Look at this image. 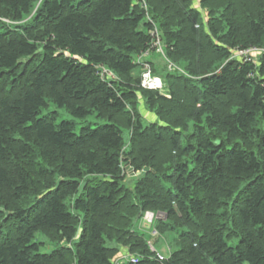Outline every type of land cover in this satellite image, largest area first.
<instances>
[{
	"label": "trees",
	"instance_id": "obj_1",
	"mask_svg": "<svg viewBox=\"0 0 264 264\" xmlns=\"http://www.w3.org/2000/svg\"><path fill=\"white\" fill-rule=\"evenodd\" d=\"M201 1L207 26L193 0H0V264H264V0ZM155 27L171 97L136 71Z\"/></svg>",
	"mask_w": 264,
	"mask_h": 264
},
{
	"label": "rangeland",
	"instance_id": "obj_2",
	"mask_svg": "<svg viewBox=\"0 0 264 264\" xmlns=\"http://www.w3.org/2000/svg\"><path fill=\"white\" fill-rule=\"evenodd\" d=\"M193 5L195 8H197L203 15L204 17V23L205 25L207 26L208 24V9L203 7L202 5V1L201 0H193ZM161 38V37H160ZM162 41V40H161ZM165 47L163 46V43H162V49L161 50H155V51H151L148 55H141L139 56L138 58V67H137V70L136 71H144L145 69V65L146 64H149L150 65V68H151V74L152 75H155L157 76L161 82H162V90L157 88L158 90H161L163 92V94L167 97H171L170 95V92L167 90V87L166 85L164 84V76H166V74L168 72H179L181 74H185V62L182 63V64H174L171 60H169L167 57H166V54H165ZM260 51L258 49L256 50H253L249 53H244V52H236L234 54L233 57H239L241 58L242 60L244 59H254L255 61L258 59L257 57V52ZM152 61V65H154L152 67V65L150 64V62ZM153 68H155V71L153 70ZM142 80V79H141ZM142 86V85H141ZM138 108H139V111L143 117V119L145 120L144 122L145 123H158L160 125L163 124V121H161V119L158 117V115L156 114L155 111L151 110L147 104L145 103V100L143 98H140V102L138 104ZM46 112H54L55 113V117H56V122H60L62 120H73L74 122L77 123V130H79L80 126H81V122L82 120L79 119V118H76L75 116H73L71 113H69L66 109L62 108V107H59L57 106L56 104L54 103H50L48 105L47 108H45L43 110V114H45ZM97 121H101L99 120L95 114L93 115H90L88 116L86 119H85V122H88V123H92V122H97ZM124 135H125V138L127 140V146L129 145L130 143V130H125L124 132ZM127 163H130V161L126 162L124 167L126 168L127 170V173L128 175L132 178V179H135L134 176H137L141 173V171H135L134 167H133V173L130 172V170L127 168ZM148 167V166H146ZM145 167V168H146ZM144 168V171H149L150 170V167L149 170H145ZM136 177V178H137ZM147 213V211L145 212ZM145 213L143 214L142 218L137 220V224H136V229L138 231H141L143 233H146V235L150 238L151 242H153L154 244V247L164 253L165 255H168L169 253V245H170V241H169V237L172 236V234H167V236H159V234L157 233V231H153V235L151 234V227L153 226L154 222L150 223L148 221L145 220ZM159 214V218L161 219H164L166 218V215L162 212H158ZM170 235V236H168ZM43 240H46L45 238H43ZM47 241V240H46ZM51 247V245H47V246H44L43 249L44 250H48L49 248ZM125 249H121L120 252H119V255L120 257L123 256V255H131L132 253H130L129 251H125ZM118 257V259L120 258ZM117 259V261H118Z\"/></svg>",
	"mask_w": 264,
	"mask_h": 264
},
{
	"label": "built area",
	"instance_id": "obj_3",
	"mask_svg": "<svg viewBox=\"0 0 264 264\" xmlns=\"http://www.w3.org/2000/svg\"><path fill=\"white\" fill-rule=\"evenodd\" d=\"M151 34L154 38L153 47L151 48V50L142 54L144 56L148 55L152 51V49H155V50H157V49L161 50L162 49V41H161L159 30L157 29V27H155V29L152 30ZM256 49L257 48H251V49L245 50L243 52L249 53V52L256 50ZM141 85H142V87L148 88V89H157V88L161 89L162 88L161 80L157 76L151 74V68H150L149 64L145 65V69L142 73ZM158 216H159V214H155L151 211H147V213H145L144 218L146 221L152 223L155 221L156 218H159ZM149 245H150V249L152 251L156 252L157 256L160 259L164 258V256L162 254H160V252L154 247V244L152 242H149ZM129 261H136V256L133 254L123 255L118 259V261L116 260V264H126Z\"/></svg>",
	"mask_w": 264,
	"mask_h": 264
},
{
	"label": "water",
	"instance_id": "obj_4",
	"mask_svg": "<svg viewBox=\"0 0 264 264\" xmlns=\"http://www.w3.org/2000/svg\"><path fill=\"white\" fill-rule=\"evenodd\" d=\"M127 168L130 170L131 173L134 172V171H133L134 169H133V167L130 165V163H127ZM145 170H149V168L146 167ZM136 177H137V176H134V178H136Z\"/></svg>",
	"mask_w": 264,
	"mask_h": 264
}]
</instances>
